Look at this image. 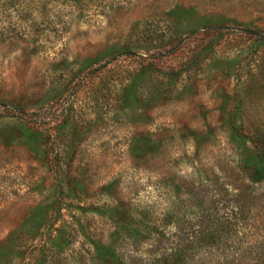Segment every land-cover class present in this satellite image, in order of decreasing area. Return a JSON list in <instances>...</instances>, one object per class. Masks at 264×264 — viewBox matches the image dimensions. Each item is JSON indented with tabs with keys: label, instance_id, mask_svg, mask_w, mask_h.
I'll list each match as a JSON object with an SVG mask.
<instances>
[{
	"label": "rangeland",
	"instance_id": "374dc122",
	"mask_svg": "<svg viewBox=\"0 0 264 264\" xmlns=\"http://www.w3.org/2000/svg\"><path fill=\"white\" fill-rule=\"evenodd\" d=\"M248 30L264 0H0V264H89L124 225L162 250L199 226L183 185H245L264 134Z\"/></svg>",
	"mask_w": 264,
	"mask_h": 264
},
{
	"label": "trees",
	"instance_id": "16d2710c",
	"mask_svg": "<svg viewBox=\"0 0 264 264\" xmlns=\"http://www.w3.org/2000/svg\"><path fill=\"white\" fill-rule=\"evenodd\" d=\"M248 32L264 43L263 30ZM0 105L8 106L2 101ZM11 108L22 111L15 105ZM247 140L249 147L237 170L245 185H230L217 175L183 185V192L196 200L198 228L168 236L162 250L157 249L159 237L144 251L143 237L126 232L128 225L119 226L123 234L115 231L107 242L89 238L92 252L88 263L264 264V134L251 130ZM113 221L117 223V216Z\"/></svg>",
	"mask_w": 264,
	"mask_h": 264
}]
</instances>
